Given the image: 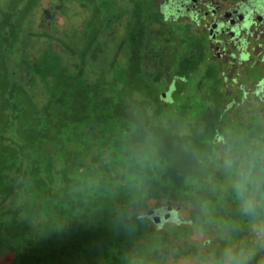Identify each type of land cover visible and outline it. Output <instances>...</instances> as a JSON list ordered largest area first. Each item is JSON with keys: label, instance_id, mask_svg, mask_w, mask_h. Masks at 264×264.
I'll list each match as a JSON object with an SVG mask.
<instances>
[{"label": "trees", "instance_id": "16d2710c", "mask_svg": "<svg viewBox=\"0 0 264 264\" xmlns=\"http://www.w3.org/2000/svg\"><path fill=\"white\" fill-rule=\"evenodd\" d=\"M42 1L0 0V230L16 240L5 245L13 264H64L83 251L100 264H134L144 224L127 212L141 207L146 183L181 191L198 209L240 207L246 229L264 231V111L225 94L203 39L170 58L161 90L146 75L164 66L145 63L154 26L174 25L159 0H120L130 6L122 41L100 60L115 25L107 1L47 0L81 8L76 47L40 20ZM194 78L197 90L210 82L201 93L210 105L200 100L207 115L180 135L171 131L174 107Z\"/></svg>", "mask_w": 264, "mask_h": 264}, {"label": "flooded vegetation", "instance_id": "af4514ba", "mask_svg": "<svg viewBox=\"0 0 264 264\" xmlns=\"http://www.w3.org/2000/svg\"><path fill=\"white\" fill-rule=\"evenodd\" d=\"M158 3L166 20L182 23L191 37L203 39L225 94L238 102L247 99L264 111V0ZM204 98L210 105V97L200 100ZM175 112L186 122L181 129L180 125L171 127L180 135L196 128L207 115L203 109ZM155 188L150 183L140 184L141 207H128L127 218L136 213L144 224L137 242L142 253L134 256L135 246L131 245L130 261L134 264H264V231L258 225L246 229L244 209L232 211L228 205L198 209L191 202L183 204L181 191L167 193ZM15 241L7 237L4 228L0 230V264H13L14 255L5 245ZM145 244L152 247L144 248ZM62 260L64 264H100L97 257L84 251L78 256L64 255Z\"/></svg>", "mask_w": 264, "mask_h": 264}, {"label": "rangeland", "instance_id": "374dc122", "mask_svg": "<svg viewBox=\"0 0 264 264\" xmlns=\"http://www.w3.org/2000/svg\"><path fill=\"white\" fill-rule=\"evenodd\" d=\"M103 1L104 0H101L100 3H102ZM106 1L108 4H105L102 7L104 8V10L106 9L105 12H108L111 16H113L115 25L112 29V33H110L106 37L108 44L106 46H100L101 48L99 50L100 53L98 60H100L103 56L107 58L108 56H112V54L114 53L116 54V51L118 50L123 38V26L121 25V18L124 14L123 11L126 8H130L127 2H123L120 0ZM66 3L68 2H59L58 6H54V4H52L53 6H50L47 0H43L41 3V9H43L44 13L43 15H41L40 20L46 22L49 21L50 32L55 33V35L58 34V36L61 37L67 44L76 47L82 43L84 38V33L82 31L84 14L82 13L79 5ZM64 5L67 6L66 9H64ZM181 24L182 23H174V25H167V23L158 24L154 26L155 28L152 30L153 33L147 40L148 43H151V41H153L155 46L149 45V49V46L147 45L145 47V50H148L150 52L154 47L155 49L148 55V58H145L146 67L149 69V63H151V61L160 60L159 64L161 63V65L164 66V69H161L159 71L147 70L148 74L146 73V76L147 78H150L152 83H154L156 87L161 90L165 88L166 84L169 81L171 69L169 68L165 71V67L170 63V58H177L181 54L188 52L192 47L193 38L190 36L189 32H187V30L189 29H185ZM57 26L60 28H58ZM174 44V50H169L164 46H170ZM162 45L164 47H161ZM25 50H29V46H23L19 49V51H21L22 53H25ZM105 58L102 59V62L98 61L95 65H101ZM195 83L196 79L194 78V80L191 82L192 85L188 88L187 95L181 101L176 103V107H174L176 108V111H181L187 108L202 110L203 103L200 102V99L203 98V94L201 95V93L210 92V82L205 80L203 85L200 86L198 90L195 88ZM173 119L174 121L176 120V124L174 126L180 125V129L184 126V123H186L182 120L181 116L179 117V119L176 116ZM162 123L164 125L166 123V119H164Z\"/></svg>", "mask_w": 264, "mask_h": 264}]
</instances>
